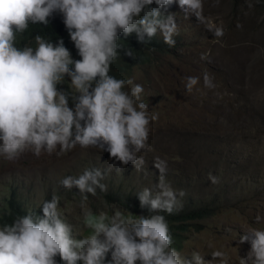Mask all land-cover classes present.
<instances>
[{
	"label": "clouds",
	"instance_id": "1",
	"mask_svg": "<svg viewBox=\"0 0 264 264\" xmlns=\"http://www.w3.org/2000/svg\"><path fill=\"white\" fill-rule=\"evenodd\" d=\"M219 3L214 0V6ZM174 4L185 19L195 16L213 40L223 37V27L204 16V0H0V158L15 162L25 153L62 157L79 147L106 151L123 166H88L59 180L66 191L79 190L77 225L68 222L70 213L67 206L61 209L55 189L51 200L33 208L42 215L29 209L11 223L0 221V264H229L222 250H213L206 260L199 251L184 255L173 246L161 213L180 212L186 192L167 182V161L159 157L154 159L159 182L136 193L140 207L151 215L134 216L119 208L95 213L87 205L89 195L108 191L103 181L113 170L119 174L131 163L147 175L141 153L152 150L150 126L158 117L143 99V85L110 72L123 49L121 34L135 33L140 43L159 34L165 44L175 46L179 25L176 14L168 11ZM56 14L62 16L79 59L63 38L54 42L37 33L34 47L18 46L30 25L47 27ZM126 54L134 56L130 49ZM199 79L185 78L187 93ZM203 80L204 87H215L208 73ZM208 180L219 182L212 173ZM238 242L251 245L239 264H264V229L250 228Z\"/></svg>",
	"mask_w": 264,
	"mask_h": 264
},
{
	"label": "rangeland",
	"instance_id": "2",
	"mask_svg": "<svg viewBox=\"0 0 264 264\" xmlns=\"http://www.w3.org/2000/svg\"><path fill=\"white\" fill-rule=\"evenodd\" d=\"M204 16L223 27L222 38L213 40L191 16L182 35L189 36L192 48L180 55L192 62L165 55L163 66L135 68L131 76L143 85V99L158 117L150 126L152 150L141 153L147 175L131 163L119 174L113 170L103 181L108 191L89 195L87 205L95 213L119 208L134 216L151 215L140 207L136 193L159 182L154 167L159 157L167 161V182L186 192L176 214L201 216L168 223L187 226L179 250L184 255L199 251L206 260L213 250H222L229 264H239L251 247L239 244V236L250 228L264 229V14L255 0H220L218 6L204 0ZM204 73L213 78L214 88L204 87ZM189 76L200 78L191 94L184 87ZM111 164L123 167L106 151L79 147L62 157L25 153L15 162L0 158V216L13 195L33 209L51 200L55 189L61 209L67 206L70 213L68 222L77 225L79 190L66 191L59 180L88 166L106 169ZM209 173L219 182L212 184ZM122 198L129 202L122 203Z\"/></svg>",
	"mask_w": 264,
	"mask_h": 264
},
{
	"label": "trees",
	"instance_id": "3",
	"mask_svg": "<svg viewBox=\"0 0 264 264\" xmlns=\"http://www.w3.org/2000/svg\"><path fill=\"white\" fill-rule=\"evenodd\" d=\"M237 2L238 0H236V3ZM255 2L257 3L258 7L262 8V13L264 14V0H255ZM153 7H155V5H153ZM180 10L181 9L179 8L178 4H174L168 9L169 12L176 14L177 23L179 25V35L174 37L176 40L174 47H169L167 44H165L159 34L148 43L138 42L135 33L128 37H125L123 34H121L119 43L123 46V49L120 50L117 61L113 63L110 74L121 79L131 78L135 68L163 66L162 59L165 55H175L178 57L179 62L186 60L191 63L192 61L189 58L181 57L180 55L181 53L185 55L188 50L192 48L191 43L188 42L189 36L185 37L182 35V29L187 23V19L184 18V13H179ZM256 13H258L257 10ZM37 33L44 36L46 39L53 40L54 42L60 38H63L65 46L70 49L73 58H80L77 54V50L70 40L61 15L56 14L55 18L51 19V22L47 27H44L43 25H30L28 31L22 37L18 38V46L22 47L25 44H29L30 46L34 47L35 42L33 37ZM128 49L132 50L134 56H129L126 54ZM62 87L67 88V85H62ZM144 101L147 103V99H144ZM120 201L122 203L129 202V200H125L124 198L120 199ZM28 211L29 209H24L22 203L14 196L8 201L7 211L0 218L1 224L11 223L18 215H25ZM32 211L42 215L41 209H32ZM187 218L199 219L201 216L195 212L188 215H177L174 213L170 217H166V220L168 223H171L173 221H183ZM169 228L174 239L173 246L179 250L180 247L183 246L182 234L183 232H187V226L182 224H169Z\"/></svg>",
	"mask_w": 264,
	"mask_h": 264
}]
</instances>
